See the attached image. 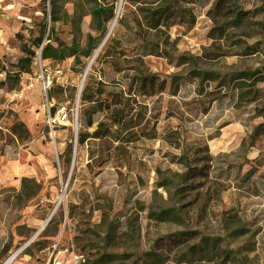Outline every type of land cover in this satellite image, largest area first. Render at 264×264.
<instances>
[{
	"label": "rangeland",
	"instance_id": "obj_1",
	"mask_svg": "<svg viewBox=\"0 0 264 264\" xmlns=\"http://www.w3.org/2000/svg\"><path fill=\"white\" fill-rule=\"evenodd\" d=\"M82 1L0 2V179L10 177V186L0 187V264L49 219L25 251L32 260L21 264H45L42 250L53 243L87 255L89 264H264V0H237L248 19L219 41L209 37L214 0L184 6L192 29L168 31L173 60L143 48L144 37L166 41L148 31L162 2L108 0L94 18ZM54 4L70 21L53 23ZM45 25L46 39L55 29L53 43L91 41L101 49L63 63L41 60L63 66V84L55 83L48 99L39 86L21 97L17 35L28 40ZM217 51L223 55L213 58ZM39 66L40 56L34 74ZM152 75L154 89L165 82V91L143 95L153 90L142 88V78ZM83 79L82 90L102 80L104 98L129 116L117 130L112 112H104L100 122L111 134L80 150ZM63 106L78 111L77 129L73 112L52 124ZM208 157V178L191 180L189 171Z\"/></svg>",
	"mask_w": 264,
	"mask_h": 264
},
{
	"label": "trees",
	"instance_id": "obj_2",
	"mask_svg": "<svg viewBox=\"0 0 264 264\" xmlns=\"http://www.w3.org/2000/svg\"><path fill=\"white\" fill-rule=\"evenodd\" d=\"M108 0H83L80 4H85L92 17L100 18L104 14V6L103 3ZM197 0H141L143 4H156L159 2L163 3V9L153 22L150 25V29L148 31H156L157 33H163L165 35L166 41L159 45L155 42H149L145 37L143 39L144 45L143 48L145 50L146 55L162 57L165 59L173 60V51L169 48L170 46V35L168 31L176 25L186 26V28L190 31L192 29L191 26L186 25L187 22L184 20V6L189 4H195ZM202 1V0H200ZM78 7V6H77ZM76 7V8H77ZM52 20L55 24L56 22L63 20L65 18L69 19L70 15L66 9L62 6H58L54 4V7L51 11ZM112 15V14H111ZM207 17L214 23V27L209 32V37L214 41H219L226 39L229 35L232 25H236L242 23L247 20V13L242 11L238 4L237 0H214L212 7L207 11ZM54 27L52 26L49 30V34L47 39L45 38L47 34V26L40 31L38 36H31L30 39L25 40L24 35L22 33H18L17 39L21 43V50L24 54L18 63L14 66L15 70V83L20 86V77L22 75H31L33 73V64L35 63L38 56L42 61H51L54 63H63L69 58L72 57H83L89 58L92 53L98 48L99 44L92 43L88 41L86 47H82L76 41H72L70 44H65L63 42L56 41L53 43L51 41V33L54 31ZM51 31V32H50ZM147 32L142 28V26L138 25V34L144 36V33ZM99 49V48H98ZM97 49V50H98ZM96 50V51H97ZM256 50V48L254 49ZM40 54L37 56V53ZM255 52V51H252ZM251 52V53H252ZM223 55L219 51L215 52L211 55L213 58ZM179 62L182 64L187 63L186 58H179ZM93 78V77H91ZM94 79H91V81ZM98 80V81H97ZM94 82L88 81L84 86L81 92V104L86 107V109L81 113L80 118V129L78 130V146L80 150L88 147L89 142L94 140H100L107 138L110 134L109 127H103L102 122H100V118L104 115V112L110 111L114 116L112 118V122L115 126H117V130L123 125V122L129 116V113H125V109L112 108L110 102L104 98L106 93L105 84L102 80L97 79ZM143 86L142 88L152 87L153 91H143V95L152 96L156 94H161L165 91V82L161 83L157 90L154 89L155 86V77L152 76H144L142 78ZM1 83V85H4ZM54 112V111H53ZM2 115H0L1 120ZM17 122V118H16ZM259 133L264 137V122L261 123L258 127ZM22 140V138L20 139ZM121 140V139H120ZM73 153L72 145H69L66 149V154L71 155ZM212 159L210 157L205 159V166L197 169L196 171H189L190 179L192 178L196 180V178H208L209 171L211 168ZM188 167V164H186ZM190 168V167H188ZM204 183H200L199 185H194V188L198 186H204ZM236 214L234 215V217ZM182 244V243H178ZM31 254V253H30ZM7 257V256H6ZM4 257L2 260H4ZM1 261V260H0Z\"/></svg>",
	"mask_w": 264,
	"mask_h": 264
},
{
	"label": "built area",
	"instance_id": "obj_3",
	"mask_svg": "<svg viewBox=\"0 0 264 264\" xmlns=\"http://www.w3.org/2000/svg\"><path fill=\"white\" fill-rule=\"evenodd\" d=\"M4 1V0H0ZM88 71H86L84 78L87 76ZM65 77L63 66H57L55 68L49 67L46 64H43L40 59L39 71L36 74L31 75H22L20 77V85H21V93L19 94L21 97L25 96V94L33 91L36 86H39L41 93L46 99H48V95L51 93L52 88L55 83L63 84V78ZM81 90V87L80 89ZM48 102V100H47ZM73 112V121L76 125V129L78 126V111L68 109L63 106L60 107L55 114V118L52 119V124L56 123H65L69 120V114ZM68 180L65 183L64 191L62 194V198L60 199L59 204L63 201V198L67 194V189L69 185ZM47 221H50L47 220ZM47 224V222H46ZM43 229L38 230L28 241H26L21 247L15 249L10 252V254L1 262V264H21V258L26 257L27 260H32L31 255L25 254V251L30 248L32 244H34L35 240L40 236ZM59 243H53V245L49 248L43 249L42 251L47 252V259L45 264H89V257L77 250L64 248H59Z\"/></svg>",
	"mask_w": 264,
	"mask_h": 264
},
{
	"label": "crops",
	"instance_id": "obj_4",
	"mask_svg": "<svg viewBox=\"0 0 264 264\" xmlns=\"http://www.w3.org/2000/svg\"><path fill=\"white\" fill-rule=\"evenodd\" d=\"M88 183L92 184L93 181L92 180H89L88 179ZM7 187V186H10V177L7 178V177H3L2 179H0V187Z\"/></svg>",
	"mask_w": 264,
	"mask_h": 264
},
{
	"label": "water",
	"instance_id": "obj_5",
	"mask_svg": "<svg viewBox=\"0 0 264 264\" xmlns=\"http://www.w3.org/2000/svg\"><path fill=\"white\" fill-rule=\"evenodd\" d=\"M100 49H101V47L96 51V55L99 53V51H100ZM86 78V77H85ZM84 78V79H85ZM84 79H83V82H82V85H81V90H79V99H80V97H81V92H82V86H83V83H84ZM49 221H47V223H48Z\"/></svg>",
	"mask_w": 264,
	"mask_h": 264
},
{
	"label": "bare ground",
	"instance_id": "obj_6",
	"mask_svg": "<svg viewBox=\"0 0 264 264\" xmlns=\"http://www.w3.org/2000/svg\"><path fill=\"white\" fill-rule=\"evenodd\" d=\"M83 87V86H82ZM46 226V222L41 226V229H44Z\"/></svg>",
	"mask_w": 264,
	"mask_h": 264
}]
</instances>
